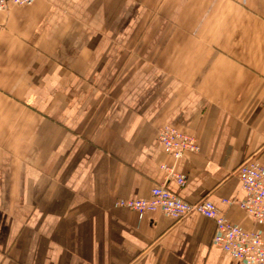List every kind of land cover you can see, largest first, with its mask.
<instances>
[{
    "label": "crops",
    "instance_id": "obj_1",
    "mask_svg": "<svg viewBox=\"0 0 264 264\" xmlns=\"http://www.w3.org/2000/svg\"><path fill=\"white\" fill-rule=\"evenodd\" d=\"M171 124L198 152L176 160ZM264 165V0H34L0 11V264H242L199 212L119 200L166 184L264 233L236 203ZM174 166L185 184L167 177Z\"/></svg>",
    "mask_w": 264,
    "mask_h": 264
},
{
    "label": "built area",
    "instance_id": "obj_2",
    "mask_svg": "<svg viewBox=\"0 0 264 264\" xmlns=\"http://www.w3.org/2000/svg\"><path fill=\"white\" fill-rule=\"evenodd\" d=\"M33 2L34 0H0V11L7 10L11 5L27 6ZM159 141L176 160L186 153L198 152L200 149L193 135L171 124H165L159 129ZM163 168L167 177L174 178L181 185L185 184V176L174 166L163 165ZM236 172L245 196L242 199H224L223 202L236 203L249 216L263 221L264 165L257 159L247 158L238 166ZM119 204L140 213L163 212L174 220H181L192 212H199L216 223L214 244L242 264H264V233L235 224L208 198L190 202L178 196L166 184H157L152 188L150 197L122 199Z\"/></svg>",
    "mask_w": 264,
    "mask_h": 264
},
{
    "label": "rangeland",
    "instance_id": "obj_3",
    "mask_svg": "<svg viewBox=\"0 0 264 264\" xmlns=\"http://www.w3.org/2000/svg\"><path fill=\"white\" fill-rule=\"evenodd\" d=\"M248 158H254V159H257L255 156H251V157H248ZM247 159V158H246ZM258 160V159H257ZM259 162V161H258ZM260 163V162H259Z\"/></svg>",
    "mask_w": 264,
    "mask_h": 264
}]
</instances>
